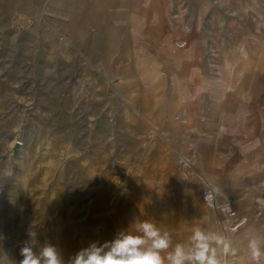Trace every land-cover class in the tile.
I'll return each mask as SVG.
<instances>
[{"label": "rangeland", "instance_id": "obj_1", "mask_svg": "<svg viewBox=\"0 0 264 264\" xmlns=\"http://www.w3.org/2000/svg\"><path fill=\"white\" fill-rule=\"evenodd\" d=\"M52 1L0 0V79L24 80L0 86V264L30 231L67 261L143 220L223 235L251 264L264 140L246 90L264 82L233 62L264 57V0Z\"/></svg>", "mask_w": 264, "mask_h": 264}, {"label": "clouds", "instance_id": "obj_2", "mask_svg": "<svg viewBox=\"0 0 264 264\" xmlns=\"http://www.w3.org/2000/svg\"><path fill=\"white\" fill-rule=\"evenodd\" d=\"M12 175L7 167L0 173V194ZM212 199V192H206L205 200L211 203ZM132 224V230L129 225L118 230L112 240L94 241L67 261L55 244L47 238L41 243L38 233L30 231L20 248L23 258L19 264H229L225 257L232 251L231 241L223 235L194 228L187 240L180 242L149 220ZM247 248L251 264H262L264 237L250 234Z\"/></svg>", "mask_w": 264, "mask_h": 264}, {"label": "crops", "instance_id": "obj_3", "mask_svg": "<svg viewBox=\"0 0 264 264\" xmlns=\"http://www.w3.org/2000/svg\"><path fill=\"white\" fill-rule=\"evenodd\" d=\"M55 1L56 0H53L52 2H55ZM213 60H215V58H213ZM228 60L229 59H221V60H219V63L221 61V64H223L221 66H224L226 63H228ZM233 63H234V65L237 66V71L239 74L241 72L245 71L246 69H248V67L253 64L255 67V70H256L254 72V75H256L255 78L259 82H261V81L264 82V71L260 70V69H264V57H262L261 59H258V60H254L252 63H250V57H246L244 59V61L235 60ZM16 71L21 73L20 69L16 70ZM14 79H16V78L10 77V78H6V79H0V86L2 85V83L16 82L15 84H19V83L22 84L24 82L23 79H21V80H18V79L14 80ZM243 86L244 85H239L238 91H240ZM12 87H13V85H12ZM177 89H178L177 87L174 88V91L176 93L178 91ZM15 90L21 91L20 97H23V95L27 96V88H25V85H22L20 90H17V89H15ZM246 93L250 94V100H249L248 106L255 108V111H256V114L254 115V119L252 120V123L256 127V133H255L256 135L255 136L257 139L259 138L260 140H264V87L258 86L256 83H254V84L249 85L247 87ZM225 95H227V94H225ZM219 100H222V97H220ZM249 119L250 118L248 117L246 120L249 121Z\"/></svg>", "mask_w": 264, "mask_h": 264}, {"label": "built area", "instance_id": "obj_4", "mask_svg": "<svg viewBox=\"0 0 264 264\" xmlns=\"http://www.w3.org/2000/svg\"><path fill=\"white\" fill-rule=\"evenodd\" d=\"M207 192H212L213 199H212L211 203L213 204V201H214V203H215V202H216V197H215V195L213 194V191H212L211 189H208ZM204 200H205V197H204ZM205 201H206V200H205ZM206 202H207V201H206ZM216 208H218V207H216ZM223 212H225L224 215H225V217H226L227 219H233L234 216H235V213H234V211H233V209H232V206H231V204H230L229 202H227V203L225 204V211H223Z\"/></svg>", "mask_w": 264, "mask_h": 264}, {"label": "water", "instance_id": "obj_5", "mask_svg": "<svg viewBox=\"0 0 264 264\" xmlns=\"http://www.w3.org/2000/svg\"><path fill=\"white\" fill-rule=\"evenodd\" d=\"M19 146H20V144H19V143H16V144L14 145V147L12 148V154H13L14 156L17 155L18 150H19Z\"/></svg>", "mask_w": 264, "mask_h": 264}, {"label": "bare ground", "instance_id": "obj_6", "mask_svg": "<svg viewBox=\"0 0 264 264\" xmlns=\"http://www.w3.org/2000/svg\"><path fill=\"white\" fill-rule=\"evenodd\" d=\"M179 47H183V45L182 46H179ZM221 72V71H220ZM223 92H225V91H223ZM221 97V96H220ZM203 180V179H202ZM216 189V188H215ZM206 194V193H205ZM205 194H204V196H205ZM203 200H204V198H203ZM205 201V200H204ZM207 206H209L210 208H211V205H212V203H208V201H207V203H205ZM212 209V208H211ZM215 211V210H214ZM211 213L213 214V216L215 215L214 214V212H213V210L211 211ZM214 219H215V216H214Z\"/></svg>", "mask_w": 264, "mask_h": 264}]
</instances>
